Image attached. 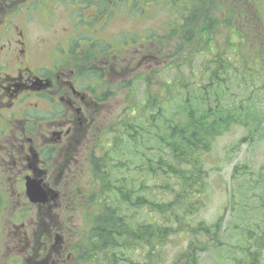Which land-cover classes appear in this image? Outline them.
Segmentation results:
<instances>
[{"label":"rangeland","instance_id":"374dc122","mask_svg":"<svg viewBox=\"0 0 264 264\" xmlns=\"http://www.w3.org/2000/svg\"><path fill=\"white\" fill-rule=\"evenodd\" d=\"M75 1L79 5L75 4ZM238 1L177 0V3L176 0L129 1L127 6L123 5L116 9L105 24L107 17L104 14L92 16L95 8L86 6L85 0L82 3L80 0H40L38 10L32 6L30 9L17 12L11 18L14 22L25 26L35 66L47 65L53 48L63 45L62 43L67 45L68 37L70 40L72 34L79 33L77 34L79 38L76 37L78 40L83 37L107 40L115 36L113 40L115 46H106L108 50L106 54L110 53L113 56L125 54L127 45H132V41H141L145 33L143 31L158 28L162 22L167 26L162 33L165 35L164 40L156 51L149 52L150 56L156 55L154 58L156 62L154 60L146 62L128 77L120 76L116 80H108L109 77H106L97 85V92L107 95L105 103H102L103 117L97 118V122L95 120L96 131L90 133V138L96 136L98 125L103 124L116 129V126L123 122L122 120L129 122L131 117L134 119L135 114L132 115L130 102L125 95L135 91V97L144 98L145 84L141 79L147 80V77H150L149 91L158 87L162 80H171V84L177 86L175 93L185 95L191 93L195 96L197 95L195 90L200 89L207 79H211L213 70L219 68L220 64H223L218 69L220 84L209 90L212 103L217 102L216 104L225 107H233V105L241 107L243 110L235 113L239 114L244 124L234 123L226 130L219 129L221 135L215 139L213 148L204 157L205 172L200 182L205 185L206 190L192 187L193 191L189 194L191 198L179 199L173 209L168 205L176 198L180 184L178 180L173 179L176 178L175 175L171 176V170L168 172L163 165L170 161L176 163L177 159L175 156L171 159L162 141L156 136L149 137L146 144L143 143V139L139 140V146L132 143L118 149L119 154L114 153L107 160L108 172L110 171L111 174L104 172L99 176L93 173L90 170V160L82 162L79 166L77 165L80 160L72 161L66 168H62L60 163L54 164L53 171L56 173L65 170L68 173L70 169L77 167L72 176L64 182L61 199L58 198L59 208L68 209L74 206L75 211L64 215L65 225L57 220L58 228L54 232L53 215L58 218L61 216L57 213V207L53 211V204L52 207L44 206L45 204L42 203L31 205L32 210L21 218L24 221L17 220V211L25 199H22V193L18 194L13 190L19 184L12 177L4 178L2 175L7 169L12 173L13 167L5 168L0 159V264H33V257L21 262H13L15 252L19 254L21 252L19 249L14 250L8 242L9 237L25 239L22 225L27 228L26 224H32L29 228L33 229L32 237L36 238V247L47 238H55L56 234L58 235L54 244L58 249L62 245L70 248L80 242L84 245L88 237L90 238V231L95 226L98 216L106 209V203L104 204L106 198L112 197L113 200L120 201L115 198L116 188L122 192L120 186L125 188V193H130L124 195L127 196L126 199L130 197L131 202L123 199L124 203L121 206L131 223L139 225L154 219L160 226L173 230L157 244L150 256L148 253L151 252L153 241L145 245L143 241L134 239L129 249L123 248V253L115 247L108 249L102 247L98 251L96 247L87 250L81 246L82 252L86 251L84 256L87 255L89 258L82 255L83 257L75 260L74 264H264V51L254 49V39H252L254 31L248 30V34L237 36L234 27H231L233 24L225 23L229 9L235 10L234 13L237 15L246 11L247 15L251 13L250 18H255L254 24L264 37V0H248L250 2L242 3ZM185 5L191 6L193 11L187 19L184 18L186 14L182 10ZM90 16L93 19L96 17V23L91 28L85 29L83 28L85 23L81 25L75 21L77 18L86 19ZM183 20H188V23L185 24ZM167 21L170 23L168 24ZM212 23L215 26L209 27ZM212 34L215 42L212 39L210 47L209 43L204 44V39L211 37ZM227 37L231 39L229 48ZM242 38L246 40L242 41ZM241 41L246 44H242ZM263 46L264 41L261 42V50ZM218 48L222 51L221 57L211 60L215 52L211 49ZM234 50L238 52L234 53ZM147 52L148 50L144 49V53ZM72 56L76 58L74 63L81 62L80 51L72 52ZM101 56L104 57L103 54ZM91 58H94V55L89 58L90 65L93 63ZM244 59L249 63H245ZM220 60L224 62H219ZM112 62L111 59L109 65ZM122 63L126 62L122 61ZM208 63L211 67L207 65ZM176 75L183 82L184 87L177 84L178 80L173 81ZM108 87H110L108 93L104 92ZM158 89L161 94L168 95L164 93L163 86H159ZM178 96L175 95L173 101L178 100ZM167 105L170 108L168 113L177 106L171 103ZM248 113L254 114L251 115L252 118L246 119L245 115ZM179 115L180 111L176 113V116ZM132 122L134 123L133 120ZM8 134L11 136L9 130L4 138H1V142L9 138ZM103 136L108 138L112 134L105 135L104 132ZM108 142L110 144L112 140L108 138L96 150L91 147L90 156L92 152L111 148L106 145ZM6 144L7 151L4 154L8 155L12 147ZM82 148L83 146L81 150ZM135 152L151 157L153 161L150 166L157 172L152 168L143 169L141 162L143 158ZM184 160L188 159L185 157ZM181 165L187 168L191 163ZM236 167L239 169L238 172H235ZM102 178H105L104 181ZM112 180L116 181L117 186L114 187ZM53 183L55 186L56 183ZM101 189L104 191L99 197L98 192ZM87 194L93 195V199L87 197ZM141 199L143 202L140 201ZM183 207H188L189 210L183 219L186 225L180 228L179 222L174 220L176 217L173 219L169 215L180 216ZM161 212L168 213L167 219ZM200 221H204L210 227V234L197 229ZM43 238L44 240L41 241L40 239ZM89 241L87 246H91ZM65 252L67 258L71 257L67 250ZM115 252L120 254L119 261L112 259L110 262L105 255L112 254L114 257ZM51 256L52 254H46L45 261L51 260ZM64 262L63 257L62 263Z\"/></svg>","mask_w":264,"mask_h":264},{"label":"trees","instance_id":"16d2710c","mask_svg":"<svg viewBox=\"0 0 264 264\" xmlns=\"http://www.w3.org/2000/svg\"><path fill=\"white\" fill-rule=\"evenodd\" d=\"M83 1L84 0H80V3H82ZM129 1L135 2L136 0H85V5L91 8H95L93 16L96 15L97 17L104 14L107 17V23L111 16L115 13L116 9L122 7L123 5H128ZM75 4L79 5V3H77L76 1ZM182 10L184 14H186V16H184L185 19L190 17V14L193 13L192 8L189 5H185ZM234 12L235 10H228V18H226L227 21L225 23L229 25L233 24L231 25V27H234V32H236L235 34H238L237 36L248 34V30L254 31L252 35V39H254L253 47H255L254 49H256V51L263 52L264 46L261 50V42L264 41V37L259 33L258 28L254 24L255 18H250L251 13L247 15L246 11H244L241 15H237ZM96 17L94 19L91 17V20L87 23L90 25L95 21ZM240 18H243L245 20H241ZM183 21L185 22V24L188 23V20ZM167 23L169 24L170 21H167ZM164 25L165 23L162 22V24H160L158 28H152L153 31H149L147 33V40L149 42L148 51H156V43L160 44L161 41L164 40L165 36L162 35L164 30H166V27ZM205 26L206 23L204 27ZM214 26V23L209 24V27ZM213 35L214 34H212L209 38H205L204 44L209 43L211 47L212 42H215V38ZM245 40L246 38H242V41ZM227 42L229 48V42H231V39L229 37H227ZM107 44L108 43L105 42L102 45L104 46V48H106ZM242 44H246V42H242ZM211 50L215 51L211 60L221 57L222 51L219 48L216 50ZM235 52L238 51L234 50V53ZM254 56L257 57V55L255 54ZM151 61L152 60H145L144 62L146 63ZM222 61L223 60H220L219 62ZM244 62L249 63L245 59ZM253 64H255V62H253ZM207 65L210 66L209 63ZM222 65L223 64H220L219 68H221ZM219 68H215L213 70L211 79H207V82L204 83L200 89L195 90V92L197 93V95L195 96H192L191 93H189L188 95H185L183 93H175L174 90L177 86L171 84V80H162L158 84V87L163 86L165 88L164 93L168 95L161 94L158 87L149 91L150 77L148 76L147 80L141 79L145 84L144 91H146V93L143 95L144 98L138 96L135 97V91H131L127 95H125L127 100H129L130 102L132 115L134 116L135 114L134 119L131 117L132 119L130 118L129 122H126V120H122L123 122H120V124L116 126V129L115 127L113 129L111 126H103L101 142L99 141V146L93 147V150L99 148L100 145L104 144V142L108 140V138H110L112 142L110 144L108 142V144L106 143V145L110 146L111 148H109L108 150H100V152H92L89 162L91 168L90 170L99 176L104 172H106V174L110 173V171L108 172L109 166L107 165V160L111 156H113L114 153L119 154L118 149H121L122 147L124 148L127 144L132 143H136V146H139V140L143 139V143L146 144V140H149V137L153 138L156 136L159 141H162V145L164 146L167 154L171 156V159L172 156H175V158L177 159L176 163L170 161L169 163L163 165L168 172L169 170H171V176L175 175L176 178L173 179L178 180L180 184L178 192L176 194V198L170 202L168 207L170 209H173L174 206H177V202L179 199L191 198L189 194L193 191L192 187L206 190L205 185L200 182L202 174L203 172H205L204 157L213 148L215 139L221 135V130L219 129L224 128L226 130L231 124L243 123V121L239 117V114L235 113L236 111L243 110L241 107H236L234 105L233 107H225L222 104H216L217 102L214 104L212 103V96H210L211 94L209 90L211 87L220 84L221 78L218 74ZM177 80L179 81V83L177 84L182 87L183 82L179 80L176 75L173 81ZM135 87L139 88L138 85H135ZM106 95L107 94H104L103 96H99L98 98H96V100L98 101L96 102L98 106H103L102 103H105ZM175 95H179V99L173 101L175 99ZM194 98H197V100H194ZM170 103L177 106L171 111V113H168L167 111L170 110V108H168L167 104ZM179 111L180 115L176 116V113H178ZM251 115L253 116L254 114H246V119H248L249 117L252 118ZM132 120L134 121V123L132 122ZM257 120L258 119H255V121ZM137 121L138 123H136ZM256 124H258V122ZM104 132L105 135L109 133L112 134V136L107 138L103 136ZM148 132L151 133L148 134ZM101 148L104 149V147ZM135 154L143 158V160L141 161L143 169L149 170V168H152V170L157 172L155 169H153L152 166H150L153 161L151 157L141 155L137 152H135ZM185 157L188 160H184ZM183 163H191V165L187 168L181 167V164ZM238 170L239 169H237L236 167L235 172H238ZM102 179L104 181L105 178ZM115 182V180H112L111 182L114 184V187L117 186ZM197 184L200 185L198 186ZM120 187L122 189V192H120L117 188L115 191L117 192L115 198L120 201H115L112 197L106 198L104 202V204L106 203V209L102 214L98 216L95 226L90 231V238L88 237V241L90 240L89 242L91 246H87L88 241H86L85 246L88 250L89 248L96 247L98 251H100L102 247L107 249L115 247L116 249H120V251L122 250L123 253V248L125 247L129 249L132 245L130 243H132L134 239L143 241L145 245H148L150 241H153L151 252L148 253V255L150 256L153 252V249L156 248L157 244L161 242L168 234H170L173 229L166 226H160L154 219H150L148 223H140L139 225L131 223L132 221L125 213H123L124 208L123 206H121L124 203L122 202L124 200H128V202H131V198L129 197L130 199H126L127 196L124 195H130V193H125V188L123 186ZM102 189L100 192H98L99 197L100 193H103L104 191ZM180 194L182 196H180ZM90 195L91 194H87V197L93 199L94 196ZM140 201L143 202V199H141ZM110 202L111 205H109ZM115 203L117 205H115ZM188 210V207H183V211L180 216L177 217V215H169V217L173 219L176 217V219L174 220L175 222H179V227H185L186 222L183 221V219L185 218ZM161 213H163V217L167 219L168 213ZM197 229L201 232L203 231L205 234H210V227L206 225L204 221H200L198 223ZM84 253L86 254V251H84ZM96 255L99 254L96 253ZM105 256L110 262L112 259L119 261L120 254L115 252L114 257L112 256V254H106ZM84 257L89 258V256L87 255H85Z\"/></svg>","mask_w":264,"mask_h":264},{"label":"flooded vegetation","instance_id":"af4514ba","mask_svg":"<svg viewBox=\"0 0 264 264\" xmlns=\"http://www.w3.org/2000/svg\"><path fill=\"white\" fill-rule=\"evenodd\" d=\"M39 4L40 0H0V159L7 168L13 167L12 173L5 170L6 175L19 184L15 193L22 194L28 178L42 179L46 186L60 179L67 170L56 173L54 164L66 168L80 158L90 160L88 127L96 100L89 64L76 66L70 50L53 51L47 65L35 66L25 26L11 18L32 6L38 10ZM71 49L78 52L77 47ZM8 130L11 136L4 140L12 148L5 155L7 144L1 138ZM54 241L24 245L20 259L30 256L33 264H56L66 257V250L73 253V246L58 249ZM45 253L52 254L51 260L45 261Z\"/></svg>","mask_w":264,"mask_h":264}]
</instances>
